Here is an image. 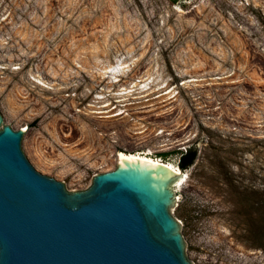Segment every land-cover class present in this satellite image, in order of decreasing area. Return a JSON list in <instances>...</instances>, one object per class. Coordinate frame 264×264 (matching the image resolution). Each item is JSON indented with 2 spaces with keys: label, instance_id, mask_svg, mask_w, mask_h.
I'll return each mask as SVG.
<instances>
[{
  "label": "rangeland",
  "instance_id": "1",
  "mask_svg": "<svg viewBox=\"0 0 264 264\" xmlns=\"http://www.w3.org/2000/svg\"><path fill=\"white\" fill-rule=\"evenodd\" d=\"M0 114L69 192L118 152L180 169L193 149L171 207L186 257L264 264V0H0Z\"/></svg>",
  "mask_w": 264,
  "mask_h": 264
},
{
  "label": "water",
  "instance_id": "2",
  "mask_svg": "<svg viewBox=\"0 0 264 264\" xmlns=\"http://www.w3.org/2000/svg\"><path fill=\"white\" fill-rule=\"evenodd\" d=\"M3 121L0 114V264H191L171 210L177 173L124 160L69 192L26 157L28 128Z\"/></svg>",
  "mask_w": 264,
  "mask_h": 264
},
{
  "label": "bare ground",
  "instance_id": "3",
  "mask_svg": "<svg viewBox=\"0 0 264 264\" xmlns=\"http://www.w3.org/2000/svg\"><path fill=\"white\" fill-rule=\"evenodd\" d=\"M124 65V64H123ZM129 67L128 65H125V66H121L119 69H116V70H113V67H111L110 69H107L105 71V74H110V76H108L110 78V81L113 83V82H118L120 81L117 77L118 76H121L125 70V68ZM128 69V68H127ZM113 75L115 76V78H113ZM114 79V80H113ZM34 82H36L37 84L39 85H42L44 87H46L44 85V82L41 83L40 80H37V79H33ZM186 83H184L183 85H185ZM138 84H134L133 87H136ZM146 86V85H145ZM144 90H146V87L143 88ZM175 89V88H174ZM173 89V90H174ZM123 90H126V89H123ZM172 89H168L167 92L163 93L164 95H168V97L166 99H164V101L166 100H171L173 98H175V95H172V92H173ZM128 92H134V90H131V91H128ZM127 92H123V93H119V95H126ZM161 94V95H163ZM175 94V92H174ZM161 95H159L158 97H160ZM144 97V96H143ZM157 97V96H156ZM157 97V98H158ZM161 98V97H160ZM152 106V105H150ZM96 114H99V118L101 119H117V118H120V119H124L125 117L129 116V114L127 113V111L125 110H121L120 112H116V113H110V111H100V112H94ZM27 128H23V130H26ZM143 131H140L138 133H143ZM163 130L161 131H158V135H161L163 134ZM147 154H152V151H148ZM117 157L119 159V164H122L124 160H127V161H140L142 162L143 164H150L152 166H157V165H165L167 168H169L172 172H175L177 173L180 177H181V183L180 185L177 187L176 191H180L183 187V185L185 184V182H187L188 180V175H184L180 169L178 168H175L174 166L170 165V164H165L162 160H153L151 159L150 157H148L147 155H143L141 153H138V154H127V153H124V152H118L117 154Z\"/></svg>",
  "mask_w": 264,
  "mask_h": 264
},
{
  "label": "trees",
  "instance_id": "4",
  "mask_svg": "<svg viewBox=\"0 0 264 264\" xmlns=\"http://www.w3.org/2000/svg\"><path fill=\"white\" fill-rule=\"evenodd\" d=\"M196 158V153L193 149H189L179 160V167L186 170L192 166Z\"/></svg>",
  "mask_w": 264,
  "mask_h": 264
}]
</instances>
